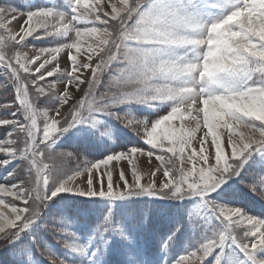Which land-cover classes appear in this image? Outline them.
Here are the masks:
<instances>
[{"label":"snow or ice","instance_id":"6c2138e0","mask_svg":"<svg viewBox=\"0 0 264 264\" xmlns=\"http://www.w3.org/2000/svg\"><path fill=\"white\" fill-rule=\"evenodd\" d=\"M0 95L4 264H264V0H0Z\"/></svg>","mask_w":264,"mask_h":264},{"label":"rangeland","instance_id":"374dc122","mask_svg":"<svg viewBox=\"0 0 264 264\" xmlns=\"http://www.w3.org/2000/svg\"><path fill=\"white\" fill-rule=\"evenodd\" d=\"M17 2H21V0H17ZM22 21H16V22H14L13 23V27L14 28H18L19 27V24L21 23ZM38 45H41L42 44V42H40V41H38V43H37ZM61 55H63V54H61ZM66 64H67V60H66V57L64 58V59H61V61H60V66H61V68H63L64 66H66ZM225 134H226V130H225ZM197 135H200V133H197ZM210 139V138H209ZM199 146L197 145V148H198ZM144 160H147V158L145 157V158H143ZM153 161H154V157H153ZM125 167H126V164H125ZM9 199H11L10 197H9ZM19 203L20 202H17V205L19 206Z\"/></svg>","mask_w":264,"mask_h":264},{"label":"trees","instance_id":"16d2710c","mask_svg":"<svg viewBox=\"0 0 264 264\" xmlns=\"http://www.w3.org/2000/svg\"><path fill=\"white\" fill-rule=\"evenodd\" d=\"M0 102H3V96L2 95H0ZM254 208L256 209V210H258L259 209V204H255L254 205ZM151 245H150V243H149V247H150ZM4 260H5V257H4V255L2 254V253H0V264H4Z\"/></svg>","mask_w":264,"mask_h":264}]
</instances>
